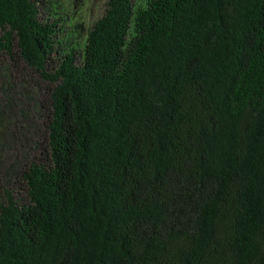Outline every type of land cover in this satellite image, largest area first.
Instances as JSON below:
<instances>
[{
    "label": "trees",
    "instance_id": "16d2710c",
    "mask_svg": "<svg viewBox=\"0 0 264 264\" xmlns=\"http://www.w3.org/2000/svg\"><path fill=\"white\" fill-rule=\"evenodd\" d=\"M47 2L0 0V264H264V0H107L62 55Z\"/></svg>",
    "mask_w": 264,
    "mask_h": 264
},
{
    "label": "rangeland",
    "instance_id": "374dc122",
    "mask_svg": "<svg viewBox=\"0 0 264 264\" xmlns=\"http://www.w3.org/2000/svg\"><path fill=\"white\" fill-rule=\"evenodd\" d=\"M49 2L41 6V17L51 21L58 19V26L62 27L57 36V41H59L57 48L60 55L72 46H76V50L81 52L87 30L104 13L107 0H57L56 3ZM5 66L6 61L4 58H0V76H3L1 71L5 74ZM0 82L2 81L0 80ZM1 93L4 94L3 91ZM3 98L1 97V101Z\"/></svg>",
    "mask_w": 264,
    "mask_h": 264
}]
</instances>
